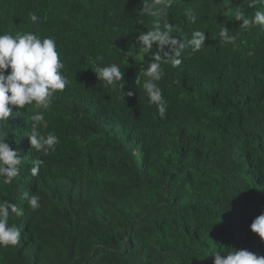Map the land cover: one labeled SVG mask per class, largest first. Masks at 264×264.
Instances as JSON below:
<instances>
[{
    "label": "trees",
    "instance_id": "1",
    "mask_svg": "<svg viewBox=\"0 0 264 264\" xmlns=\"http://www.w3.org/2000/svg\"><path fill=\"white\" fill-rule=\"evenodd\" d=\"M248 3L175 0L172 35L200 29L207 38L180 66L163 65L161 119L142 88L151 57L137 53L136 37L153 18L139 14L141 0H0V34L55 38L69 80L40 109V131L60 138L55 151L31 148L34 105L13 107L0 125L22 158L0 199L23 213L10 215L21 240L0 248V264H213L214 251L234 248L264 256L250 230L264 212V26L240 27L237 11L254 15ZM222 24L239 34L238 48L219 41ZM97 56L101 66L119 64L124 91L135 95L97 79ZM36 159L44 163L33 176ZM24 192L39 195L41 207L32 211Z\"/></svg>",
    "mask_w": 264,
    "mask_h": 264
},
{
    "label": "clouds",
    "instance_id": "2",
    "mask_svg": "<svg viewBox=\"0 0 264 264\" xmlns=\"http://www.w3.org/2000/svg\"><path fill=\"white\" fill-rule=\"evenodd\" d=\"M175 0H141V16L152 17V28L140 33L136 37L137 53H144L151 59L144 67L142 88L148 96L150 104L155 105L161 119L166 117L168 102L164 97L163 89L158 83L165 76L163 65L170 64L173 68L183 63L185 54L197 52L205 45L206 31L193 30L191 37L173 36L178 28L169 23V9ZM257 3L264 0H249L248 7L254 8V15L246 17L243 12L235 13L236 21H242L241 28L250 30L253 25L264 26V10L257 8ZM189 23H195L197 14L193 9L184 12ZM29 19L35 23L39 17L29 13ZM239 34L222 24L219 31V41L222 44H231L238 48ZM154 45L157 51L153 52ZM167 49V50H166ZM128 56L129 55L127 53ZM103 56H97V66L92 71L99 81L113 90H122L124 98L135 95L134 91L125 92V72L121 71L119 64L111 63L101 66ZM64 63L57 50V42L51 36L41 37L34 32L16 34H0V125L9 123L13 114V107L24 109L26 105H34L30 135L26 136L31 148L47 155L55 151L60 143L59 136L52 132L43 133L41 125H46L44 112L53 104V97L57 92H63L69 84L68 78L63 74ZM140 76L136 79L139 82ZM19 149H13L8 138L0 135V178L2 185H11L19 175L21 165ZM44 161L36 159L31 174L37 176ZM28 207L35 211L41 207V197L37 194L23 193ZM21 216L20 208L9 199H0V248L14 247L20 243L21 229L16 224H10V215ZM252 233L264 241V212L258 215L250 224ZM228 248V249H233ZM213 264H264V256L258 255L245 248H234L228 251H214Z\"/></svg>",
    "mask_w": 264,
    "mask_h": 264
},
{
    "label": "bare ground",
    "instance_id": "3",
    "mask_svg": "<svg viewBox=\"0 0 264 264\" xmlns=\"http://www.w3.org/2000/svg\"><path fill=\"white\" fill-rule=\"evenodd\" d=\"M170 83H171V82H170ZM177 94H178V93H177ZM197 95H198V94H197ZM99 132H100V131H99ZM95 134H96V133H95ZM84 142H85V141H84ZM97 149H98V148H97ZM97 155H98V154H97ZM102 157H103V156H102ZM70 169H71V168H70ZM48 250H49V249H48ZM48 250H47V251H48ZM54 251H55V250H54ZM55 256H56V255H55Z\"/></svg>",
    "mask_w": 264,
    "mask_h": 264
}]
</instances>
